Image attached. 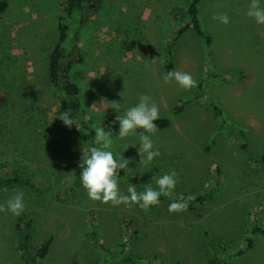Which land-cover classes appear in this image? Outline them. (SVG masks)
I'll return each mask as SVG.
<instances>
[{
  "label": "rangeland",
  "instance_id": "rangeland-1",
  "mask_svg": "<svg viewBox=\"0 0 264 264\" xmlns=\"http://www.w3.org/2000/svg\"><path fill=\"white\" fill-rule=\"evenodd\" d=\"M3 1L0 177L15 172L36 190L0 188V204L15 191L25 204L19 216L0 213V264H24L20 216L32 218L34 246L51 240L43 264H109L110 254L169 264H264V236L253 233L264 229V162H257L264 156V25L246 15L250 0H200L197 21L207 42L187 14L192 0H97L75 16L77 24L68 21L67 44L75 38L69 76L91 126L122 116L141 94L170 121L152 136L160 155L148 166L139 163L138 135L121 139L112 131L111 150L131 160L126 170L145 186L156 188L154 176L175 171L170 197L202 198L180 213H170L168 203L145 210L89 199L78 175L86 141L76 121L69 128L58 119L67 109L49 81L66 0ZM221 13L227 25L212 19ZM165 64L190 73L197 87L163 82L157 102L147 80L157 73L148 69ZM105 100L120 102L119 112L104 111ZM129 186L119 177L122 193Z\"/></svg>",
  "mask_w": 264,
  "mask_h": 264
},
{
  "label": "clouds",
  "instance_id": "clouds-1",
  "mask_svg": "<svg viewBox=\"0 0 264 264\" xmlns=\"http://www.w3.org/2000/svg\"><path fill=\"white\" fill-rule=\"evenodd\" d=\"M246 15L252 18L256 24L264 25V5L261 0H250ZM213 20H219L227 25L230 18L226 13L213 15ZM162 80L165 84L175 81L185 91L192 90L197 87V81L187 72L179 70H169L162 75ZM105 109H112L119 112L121 103L117 101H104ZM96 104L91 106L95 108ZM71 112L65 111L58 116L66 127L76 125L75 118H70ZM119 120L118 137L121 139L131 136H137L139 139L138 154L140 156L139 163L148 166L151 162L159 157L160 152L154 149L152 136L158 131V126L155 123L160 119L159 107L151 99L150 96L141 94L138 98V103L126 110L122 116H117ZM95 136L92 140V146L87 149V154H82L80 179L83 188L87 192L90 200L100 202L102 204H111L112 206L133 205L137 204L147 210L150 207H155L160 204L161 196H171L176 184L177 173L172 171L161 176H154L156 188L150 184L143 192H138L134 185L127 188V194L120 191L119 173L121 170L128 169L131 163L130 159H125L122 152L114 153L111 149L115 143L112 131H105L102 125H93ZM138 130H142L138 133ZM128 147L124 149L127 150ZM118 157V158H117ZM189 196L186 200H177L172 202L168 211L170 213H180L187 211ZM25 210L24 195L20 191H15L10 198L0 204V213L10 212L13 216L21 215Z\"/></svg>",
  "mask_w": 264,
  "mask_h": 264
},
{
  "label": "trees",
  "instance_id": "trees-1",
  "mask_svg": "<svg viewBox=\"0 0 264 264\" xmlns=\"http://www.w3.org/2000/svg\"><path fill=\"white\" fill-rule=\"evenodd\" d=\"M199 2L200 0H192L189 9L187 11V14H189L192 17V25L196 34L199 37L204 38L207 42L209 41V39H207V37L203 34L197 21V15H198L197 6ZM90 3H93L95 6L98 3V1L97 0H66L65 1L64 9H63L64 17H59L57 40L48 57L50 84L63 97L66 109L71 112V117L75 118V121L77 122L76 127L78 133L81 135L83 134L82 139L83 141L85 140L87 144L85 145L86 146V150L84 151L85 155L87 154V149L90 146H92V140L94 139L95 132L79 100V87L69 76V72L73 63L72 53L74 52L73 51L74 48L70 50V47H71V43L75 40V38L73 37V40L68 44L67 41L69 39L70 25H73L74 23L77 24L76 21L72 22L73 19L75 18V16H80L83 10L85 9V6ZM6 7H7L6 2L0 0V16L6 10ZM92 8L94 9L95 7ZM68 21L71 22L70 25H68ZM171 66H172L171 64L163 65V74L171 70L172 68ZM4 102H5V97L3 95H0V107L3 106ZM212 107H213V111H215L216 114L222 116L221 111L217 107L214 106ZM180 110H182L181 107L176 108L175 113L180 112ZM155 123L158 126V130H163L170 125V121L166 118H160ZM100 125H102L104 129L107 131L111 130V131L119 132V120L117 118L105 119L100 123ZM140 131L142 130H138V133ZM258 161L264 162V156L258 158L257 162ZM80 173L81 171L78 172L79 176ZM10 175L11 177L5 175L0 177V188L11 187L12 185L15 184H21L27 186L31 190H36V188L32 185L31 182L17 177V173L12 172ZM119 175L120 178H123L129 185H134L138 192H143L147 187L141 184L135 178V176H133L126 169L121 170ZM201 199H202L201 197H198L197 199L188 201V206L190 208L193 207L192 202L193 201L197 202L200 201ZM177 200H186V199L175 198L170 196L167 197L161 196L160 204H165V203L171 204L172 202ZM31 226H32V218L30 216H20L17 219L16 229L21 234L19 240L21 257L24 260V264H43L44 259L48 255L51 240L50 239L46 240L38 247L34 246L30 234ZM253 233H259L264 236V229L255 228L253 230ZM90 235H92V237H94L97 242L96 233L92 232V234L90 233ZM251 244L252 242L251 240H249L247 249L251 247ZM106 251L109 250L106 249ZM242 253L243 251H239L238 255ZM107 257H111V262H109V264H141L143 261L145 262V264H169L168 262L156 261L155 259H148L147 261L138 258H136V260L132 258L116 259V257H114V255L111 254L110 256L107 255ZM112 258H114L115 260H112ZM103 264H108V263L104 262Z\"/></svg>",
  "mask_w": 264,
  "mask_h": 264
},
{
  "label": "crops",
  "instance_id": "crops-1",
  "mask_svg": "<svg viewBox=\"0 0 264 264\" xmlns=\"http://www.w3.org/2000/svg\"><path fill=\"white\" fill-rule=\"evenodd\" d=\"M148 70H150V71H152V72H155V73H157L156 75H152V74H149L148 76H147V80H149L150 82H152V87L153 88H157L156 90L158 91V89L160 90V91H163V89H161L162 88V86H163V80H162V73H160V72H162L163 71V66H161V67H159V68H150V69H148ZM162 70V71H161ZM160 91H158V93L159 94H157L156 93V95L154 96V98L153 99H155L157 102L159 101V99L160 98H163L162 96V93L164 92H160ZM113 132H116V131H113ZM116 133H118V132H116Z\"/></svg>",
  "mask_w": 264,
  "mask_h": 264
}]
</instances>
